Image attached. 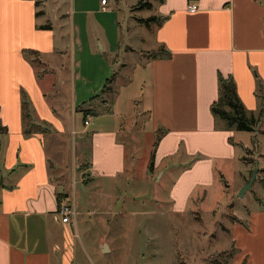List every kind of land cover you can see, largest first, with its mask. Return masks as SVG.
I'll return each instance as SVG.
<instances>
[{
	"label": "crops",
	"instance_id": "crops-1",
	"mask_svg": "<svg viewBox=\"0 0 264 264\" xmlns=\"http://www.w3.org/2000/svg\"><path fill=\"white\" fill-rule=\"evenodd\" d=\"M113 1L114 4L108 0V9H104L102 0H69V4L62 0H0V117L8 127L3 133L7 135L4 158L7 176L0 172L3 177L0 182V264L76 262L71 232L78 229V224L76 219L63 222L58 214L57 195L67 191L59 189L51 166V162L56 161L54 165L60 169L61 154L48 152L47 137L42 131L64 132L68 128L65 116H61L57 108L64 107L63 86H59L57 72L64 66L63 53L74 48L73 44L69 46L60 41L65 28L60 23L68 17L66 4L69 8L75 7L71 24L78 30L80 44H84L83 33L86 35L98 28L104 30L90 36L104 53L100 56L101 65L93 69L98 72L99 82L96 87L80 90L86 94L81 96L84 98L80 104L96 96L85 108L99 112L89 115V123L84 120L85 127L79 128L80 135L87 132L91 141L90 156L84 161L89 163L87 170L92 180L97 176L113 180L127 169L128 150L121 137L126 113L123 95L129 101L126 108H131L134 101L139 106L144 104L142 114L149 116V132L166 130L155 152L154 168L159 170L160 180L166 178V168L171 167L166 165L168 158L180 149L181 141L185 148L182 155L198 156L174 182V190L177 187L185 190L183 201L188 194L201 189L200 201L203 202L208 191L216 186L217 165L230 159L243 160L245 156L236 150L238 144L245 143L236 140L231 131L217 126L211 107L219 97L221 74L233 76L239 96L249 110H259L260 84L264 91V0L150 1L153 4L148 8L150 14L134 17L136 24L127 29L129 34L132 29L133 38L151 39L149 47L137 45V48L126 49L141 57L134 82H139L146 90L135 94L123 89L131 82L128 77L120 90L117 87L127 63L121 58L124 44L112 41L113 31L108 33V25L110 20V27L121 28L117 14L121 5L129 8L125 10L128 21L135 15L134 10L141 0ZM190 1L198 3L197 11L188 10ZM26 49L38 54L28 57L24 53ZM165 49L171 51V57L150 55V52H165ZM40 66L44 67L39 71ZM112 75H115L112 89L103 92ZM23 90L34 103L36 117L30 118L40 124L30 135L25 133L29 118L22 108ZM88 92L95 93L88 97ZM57 95L62 105L57 104ZM72 115L74 123V113ZM232 136L235 143L229 139ZM63 200L68 201V196ZM235 217L238 220L232 219L233 227H230L235 264H264V211L251 212V227L241 223L243 218ZM101 236L97 241L99 247L103 252L110 251ZM80 241L87 249L85 242Z\"/></svg>",
	"mask_w": 264,
	"mask_h": 264
},
{
	"label": "rangeland",
	"instance_id": "rangeland-1",
	"mask_svg": "<svg viewBox=\"0 0 264 264\" xmlns=\"http://www.w3.org/2000/svg\"><path fill=\"white\" fill-rule=\"evenodd\" d=\"M62 1L69 4V0ZM111 3L114 4V1L111 0ZM68 4L65 5L68 17L60 23V26L65 25L61 35L64 37L60 41L69 46L73 44L74 48L63 53L64 66L57 72L59 86H63L64 92L61 98L64 107L57 108L60 109L59 114L65 116L68 128L61 132L55 130L54 126L55 131H42L47 137L48 152L52 155L61 154L60 169H56V161L51 162L53 174L59 189L67 191L68 202L76 208L73 218L77 221L78 229L71 232L76 254L75 264H235L230 230L233 227L232 218L237 215L243 218L241 223L251 227V212L264 211L263 171L258 172L252 188L241 195L256 162L259 163V168L264 167V133L261 132L264 131V124L263 128L258 125L254 131L229 130L236 140L245 143L238 144L236 150L240 155L245 154L248 161L230 159L218 164L216 186L208 191L205 200L200 201L203 190L197 189L183 201L181 197L185 195V190L181 187L174 190V182L198 156L189 158L182 155L185 148L181 141L180 149L168 158L166 165L171 167L166 168V178L160 180V175L157 176L159 170L150 166L148 158L158 133L149 132L147 128L149 116L142 114L144 104L139 106L134 101L131 108H126L129 101L123 95L126 113L123 114L121 137L128 150L127 169L113 180L99 176L92 180L87 170L89 163L84 161L90 156L91 141L87 132L80 135L79 128L85 127V124L83 114L77 106L83 101L84 97L81 96L86 95L80 90L96 87L99 82L96 78L98 72L93 69H98L101 65L100 56H104V53L99 43L90 36L92 33H103L104 30L98 28L86 35L83 33L84 44H80L78 30L71 24L75 7L69 8ZM138 8L134 10L133 19L130 17L127 21L125 10L129 8L122 4L121 11L117 13L122 27H110V20L108 25V33L113 31L112 41L124 44L121 58L127 63L117 87L120 90L128 77L131 82L129 86H123V89L134 94L145 93L146 90L139 82H134L135 69L138 68L141 57L137 58L132 51L126 49L137 48V45L149 47L151 44L148 37H144L146 40L133 38L132 29L130 34L127 32L128 27L132 28L136 24L134 17L150 14L151 9L148 7L145 10ZM39 20L42 21V18ZM119 51L121 52V46ZM43 67L40 66L38 70ZM88 93L87 96L91 97L95 92ZM57 104L62 105L59 104L58 95ZM33 105L31 102V106ZM31 115L36 117L32 112ZM6 144L7 135L0 134V172L5 176ZM245 145L248 146V151ZM1 180L3 177L0 176V182ZM100 234L109 244L110 251L103 252L99 247L97 241ZM81 239L87 249H84Z\"/></svg>",
	"mask_w": 264,
	"mask_h": 264
},
{
	"label": "trees",
	"instance_id": "trees-1",
	"mask_svg": "<svg viewBox=\"0 0 264 264\" xmlns=\"http://www.w3.org/2000/svg\"><path fill=\"white\" fill-rule=\"evenodd\" d=\"M163 1V0H162ZM152 3L150 0H141L139 2V7H152ZM153 18H149L148 20H151ZM46 27V26H42ZM24 53L26 56L31 55H37L38 51L26 49L24 50ZM150 55L152 57H166L169 58L172 56V53L169 49H165V52L162 50H156L153 52H150ZM115 75H112L110 78H108L104 88L103 92H108L112 89V83L114 80ZM22 108L25 117H28L26 123V129L25 133L26 135H30L38 130L36 126H40L39 123H37L34 119L30 118L31 112L33 113V106H31V99L29 95L26 93L25 90L22 91ZM257 96L260 98V106L259 110L257 112L249 110L245 104L243 103L242 99L239 96L237 84L233 76L224 77L223 75H219V97L214 103L212 104V113L216 119L217 126L222 127L227 130H246V131H254L257 129L258 125L260 126L264 122V91L263 86L260 84ZM96 96L90 98L88 101L83 102L78 106V109H80L83 112L84 120L86 121L87 117L89 115H98V111L93 110L91 108H85V105L94 100ZM1 109V106H0ZM8 131V127L2 123V119L0 117V134L6 133ZM166 130H158V136L157 140L154 143V148L152 150L151 156H150V166L154 167L155 165V152H156V146L161 138V136L165 133ZM264 133V131H261ZM232 143H235L233 136L229 138ZM257 145V144H255ZM248 151V148H246ZM243 160L248 161V157L245 155L243 156ZM259 171L264 172V167L259 168ZM258 171V172H259ZM68 196L67 193L59 192L57 197L59 200V207L60 203L63 201V197ZM233 220H238L235 216L232 218ZM234 250V249H233Z\"/></svg>",
	"mask_w": 264,
	"mask_h": 264
},
{
	"label": "built area",
	"instance_id": "built-area-1",
	"mask_svg": "<svg viewBox=\"0 0 264 264\" xmlns=\"http://www.w3.org/2000/svg\"><path fill=\"white\" fill-rule=\"evenodd\" d=\"M108 0H102V3L105 5L103 8L108 9L107 5ZM189 11H197L199 9V5L195 1H190V3L187 6ZM89 119H86L85 123H89ZM58 214L61 216L63 222H73L75 218H73L76 215V208L72 203H69L66 200H63L60 203V207L58 209Z\"/></svg>",
	"mask_w": 264,
	"mask_h": 264
},
{
	"label": "water",
	"instance_id": "water-1",
	"mask_svg": "<svg viewBox=\"0 0 264 264\" xmlns=\"http://www.w3.org/2000/svg\"><path fill=\"white\" fill-rule=\"evenodd\" d=\"M258 162H256V164H255V168H254V170H253V172H252V175H251V178L246 182V184L243 186V188H242V190H241V195H244V193L248 190V189H250V188H252V186H253V183H254V181H255V179L257 178V174H258V171H259V166H258Z\"/></svg>",
	"mask_w": 264,
	"mask_h": 264
}]
</instances>
